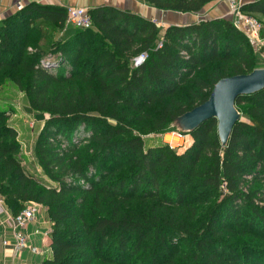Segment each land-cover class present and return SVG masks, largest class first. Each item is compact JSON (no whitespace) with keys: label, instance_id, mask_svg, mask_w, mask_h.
Listing matches in <instances>:
<instances>
[{"label":"trees","instance_id":"trees-1","mask_svg":"<svg viewBox=\"0 0 264 264\" xmlns=\"http://www.w3.org/2000/svg\"><path fill=\"white\" fill-rule=\"evenodd\" d=\"M215 1L143 0L179 13ZM240 10L263 18L264 0ZM87 11L92 27L67 38L57 5L29 3L0 22V80L48 115L34 155L55 186L24 170L0 111V195L13 217L25 202L46 208L52 256L42 264H264V89L236 98L245 120L225 145L215 118L183 134L190 143L181 152L145 149L124 126L145 119L169 133L218 81L257 70L249 40L224 18L162 33L112 6Z\"/></svg>","mask_w":264,"mask_h":264},{"label":"crops","instance_id":"crops-1","mask_svg":"<svg viewBox=\"0 0 264 264\" xmlns=\"http://www.w3.org/2000/svg\"><path fill=\"white\" fill-rule=\"evenodd\" d=\"M240 5L248 4L256 0H236ZM29 3H38L42 5H57L64 8L67 7H81L85 9H92L100 6H112L123 11H129L139 15L147 20L154 21L162 33L170 26H186L200 21L211 19H226L231 22L227 3L223 0H217L214 3L206 5L197 13H179L173 11H161L154 9L142 1L136 0H0V22L16 13L18 10L16 6L21 7ZM264 23V17L260 18ZM71 31V29H69ZM70 33L65 30L61 34L62 38L69 37ZM11 212L2 204L0 209V264H42L46 259L52 256L50 250V233L51 226L46 214V210L39 207L36 214V220L29 224L24 232L30 235L31 245L40 249L41 253L33 255L27 250L15 253L11 248L14 242L15 228L11 222ZM39 230L42 233H49L47 236L39 234L33 236L35 231Z\"/></svg>","mask_w":264,"mask_h":264},{"label":"rangeland","instance_id":"rangeland-1","mask_svg":"<svg viewBox=\"0 0 264 264\" xmlns=\"http://www.w3.org/2000/svg\"><path fill=\"white\" fill-rule=\"evenodd\" d=\"M253 18L256 19L258 22L261 21L259 17L255 16ZM69 29L75 30L77 28L70 25H65L63 32H65V30H68L69 33L71 34L72 31H70ZM252 48L258 63L257 69H264V50H259L254 46H252ZM0 111H5L8 113V120H6V124L13 127L17 132L16 141L19 144V151L17 153V157L19 158L24 170L29 175L33 176L34 179L42 182L41 185L55 186V184L50 182L47 176L41 170L34 155V144L36 138L40 130L42 129L45 121L47 120L48 115L43 112H37L32 110L29 107V104L24 94L17 90V88L12 84L11 79H8V81L6 79L0 80ZM238 115L239 118H241V120H245L244 117H240V113H238ZM111 123L115 124L113 122ZM124 126L129 128L132 131L133 135H137L141 138L145 149L150 147H155L160 144H164V139L166 135H170L174 133L185 134L189 132V127L187 126L183 118H180L176 122H174L170 126V131L167 134L156 133L153 130H151L149 122L145 119H140V120H137L135 118L127 119L124 122ZM189 143L190 142L188 140L185 145V148L188 147ZM183 149H178L177 151L181 152ZM0 200L7 208L8 206L5 204V199L1 195H0ZM24 204L26 206L28 204H36V203L25 202ZM40 207L46 210L45 207L43 206ZM46 214H47V210H46ZM256 236L260 237V234H257ZM186 251L187 250L185 248H182L180 252V256ZM140 261H142V258L140 259L134 258L131 259L129 263L126 262V264H135ZM178 264H183V262L180 261Z\"/></svg>","mask_w":264,"mask_h":264},{"label":"built area","instance_id":"built-area-1","mask_svg":"<svg viewBox=\"0 0 264 264\" xmlns=\"http://www.w3.org/2000/svg\"><path fill=\"white\" fill-rule=\"evenodd\" d=\"M143 1V0H136ZM227 3L229 15L231 16V22L234 27L241 31L246 38L249 40L252 46L258 48L259 50H264V39L261 37V33L263 31V26L260 22L254 19L252 16L244 14L240 10V3L236 0H223ZM21 5H17L16 9L21 10ZM66 25L73 26L77 29H89L92 27V22L90 16L88 14L87 9L81 7H67L66 8ZM159 45L158 47H160ZM147 59L146 54H141L137 58L134 59V67H138L144 63ZM177 139L181 140L182 143L177 146H173L170 142H165L170 149L178 150L185 148L187 143L186 137L183 134H171ZM165 136V135H164ZM163 136V139H164ZM2 201L0 200V209H2ZM39 205L37 204H28L25 208L20 212L17 216L11 218V222L15 228L14 231V242L11 246L13 251L17 254L22 252L23 250H29L31 254L38 255L41 253L40 249L36 246L31 245L30 235L26 234L24 230L27 226L33 223L36 220V214L39 209ZM39 234L43 236H47L49 233H42L39 230H36L33 236H38Z\"/></svg>","mask_w":264,"mask_h":264},{"label":"water","instance_id":"water-1","mask_svg":"<svg viewBox=\"0 0 264 264\" xmlns=\"http://www.w3.org/2000/svg\"><path fill=\"white\" fill-rule=\"evenodd\" d=\"M264 89V69L254 70L248 75H239L221 79L211 91L209 99L202 105L186 113L182 118L194 130L205 120L215 118L222 145L228 141L231 129L239 119L234 107L237 97L251 95Z\"/></svg>","mask_w":264,"mask_h":264},{"label":"bare ground","instance_id":"bare-ground-1","mask_svg":"<svg viewBox=\"0 0 264 264\" xmlns=\"http://www.w3.org/2000/svg\"><path fill=\"white\" fill-rule=\"evenodd\" d=\"M164 141L172 143L173 146H177V145H180L182 143L181 140L177 139L176 137H174L171 134L170 135H166Z\"/></svg>","mask_w":264,"mask_h":264}]
</instances>
